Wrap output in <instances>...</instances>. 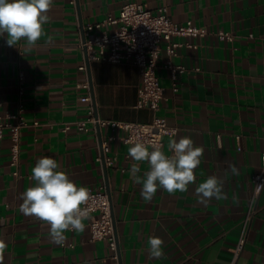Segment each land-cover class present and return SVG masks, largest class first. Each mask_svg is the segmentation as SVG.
I'll list each match as a JSON object with an SVG mask.
<instances>
[{"label": "crops", "instance_id": "obj_1", "mask_svg": "<svg viewBox=\"0 0 264 264\" xmlns=\"http://www.w3.org/2000/svg\"><path fill=\"white\" fill-rule=\"evenodd\" d=\"M78 1L80 11L77 0H54L45 34L32 49L24 41L10 47L7 34L0 37V110L16 111L22 104L29 122L21 130L17 166L12 164L10 131L0 140V239L6 243L0 264H120L107 241L91 238L86 224L83 231L65 232L63 243L56 244L44 222L19 211L21 194L34 185L31 169L44 156L55 159L78 186L107 189L104 164L97 160L102 153L98 128L81 132L74 125L92 113L96 117L95 112L100 119L139 123L164 117L178 127L176 140L188 136L204 149L187 192L158 189L145 201L131 167L138 163L137 175L143 177L148 163L129 157L132 143L123 140L125 129L100 127L114 158L107 166L108 185L122 264H233L253 194L252 177L260 172L264 153V0ZM131 1L154 13L165 6L175 22L192 21L209 31L204 37L177 38L183 45L173 60L189 69L177 92L162 44L157 74L166 99L157 112L136 106L142 83L136 64L91 61L93 88L88 68L80 69L86 58L81 23L116 16ZM221 30L231 32L233 40L220 39ZM86 95L91 102L81 100ZM68 123L72 126L65 130ZM172 139L164 137L166 155L171 154ZM233 164L238 175L230 171ZM212 175L223 180L225 198L201 203L195 188ZM256 206L247 242L234 264H264V190ZM153 236L164 242L158 259L148 254L147 241Z\"/></svg>", "mask_w": 264, "mask_h": 264}, {"label": "built area", "instance_id": "obj_2", "mask_svg": "<svg viewBox=\"0 0 264 264\" xmlns=\"http://www.w3.org/2000/svg\"><path fill=\"white\" fill-rule=\"evenodd\" d=\"M74 2V1H73ZM86 40L81 45L86 49L89 61L105 60L112 63L132 62L140 68L142 83L138 91L136 106L150 108L154 111L161 109L162 102L166 99L165 88L161 85L157 74L158 61L165 43L168 59L166 67L170 70L174 92L180 89V78L189 69L186 65L174 62L173 58L178 55V49L183 45L178 37H204L209 31L206 27L198 26L192 21L185 23L175 22L168 13V8L163 6L157 13L144 3L131 1L125 3L118 15H108L98 22L84 26ZM99 31V32H97ZM217 35L222 40H233V34L228 31H218ZM86 70L85 62L80 66ZM23 77V73H21ZM87 86V84H86ZM23 92V88L20 89ZM81 100L92 101L91 95L81 97ZM3 103L0 102V106ZM34 124H38L35 121ZM29 122L24 115V106L19 105L16 111L10 109L0 110V140L7 131H10L12 139V164H19L21 150V130L28 126ZM81 132L96 129L98 126L109 125L113 129L122 128L127 131L123 137L126 143L140 140L149 145L158 143L161 148L164 145V137L175 139L179 129L170 125L164 117L157 116L152 122L139 123L131 121H119L100 119L92 113L85 119L74 122ZM71 124L65 125L64 129L71 128ZM111 139L114 136L110 137ZM110 146L108 141L102 142V153L97 160L105 161L106 166L114 164V158L109 155ZM172 155V151L171 154ZM169 155V156H170ZM18 174V171L15 172ZM254 184L253 194L249 208L243 220V228L234 253V262L243 251L248 239L250 224L257 212L256 203L264 190V153L261 159V170L252 177ZM92 199L87 207L90 209L88 221L91 238L93 240H105L113 251V258L118 260V240L113 223L111 201L105 186L89 188ZM65 245V244H64ZM233 262V264H234Z\"/></svg>", "mask_w": 264, "mask_h": 264}, {"label": "clouds", "instance_id": "obj_3", "mask_svg": "<svg viewBox=\"0 0 264 264\" xmlns=\"http://www.w3.org/2000/svg\"><path fill=\"white\" fill-rule=\"evenodd\" d=\"M54 0H0V37L7 34V44L15 47L24 41L26 49L37 46L45 34L44 25L50 20V11ZM128 155L135 162H147L149 171L143 177L138 163H133L131 175L134 182L142 185L141 196L151 201L158 189L168 193L187 192L189 185L196 180L194 170L200 165L204 149L196 146L188 136L172 139L168 147L172 155H166L158 143L149 145L140 140L131 142ZM233 175H238L236 166L229 165ZM34 185L28 187L20 199L19 211L26 217H35L49 228V238L56 244L63 243L65 232L83 231V221L89 218L88 202L92 199L85 186H78L69 175L59 170L57 161L44 156L37 160L31 169ZM201 203L213 198L222 200L223 180L215 175L209 176L195 188ZM163 240L159 237L148 239V254L153 258L163 256ZM6 243L0 239V261H3Z\"/></svg>", "mask_w": 264, "mask_h": 264}, {"label": "water", "instance_id": "obj_4", "mask_svg": "<svg viewBox=\"0 0 264 264\" xmlns=\"http://www.w3.org/2000/svg\"><path fill=\"white\" fill-rule=\"evenodd\" d=\"M77 6H78V10L80 11V6H79V1L78 0H77ZM81 29H82V33H83V41H85L86 40V36H85V30H84L83 23H81ZM85 55H86V65H87V68H88V71H89L90 84H91V88H93L92 78L90 76L91 62L89 61V59L87 57L86 49H85ZM92 95H93L94 107L96 109V103H95V100H94V93H92ZM95 115H96L97 118H99V115L97 114V112H95ZM97 128H98L100 145L102 146L103 138H102V134H101V128H100V126H98ZM103 164H104L105 176H106V180H107V192H108V195H109V198H110V201H111V206H112L113 223H114L115 232H116V235H117V223H116V218H115V215H114V208H113V201H112L111 191H110L109 185H108V169H107L105 161H103ZM117 240H118V235H117ZM118 255H119V262H120V264H122V255H121V250H120V246H119V241H118Z\"/></svg>", "mask_w": 264, "mask_h": 264}]
</instances>
